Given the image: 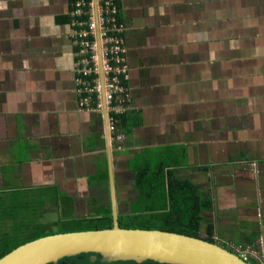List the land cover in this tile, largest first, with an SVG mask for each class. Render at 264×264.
Returning a JSON list of instances; mask_svg holds the SVG:
<instances>
[{"label":"crops","instance_id":"0c3cea01","mask_svg":"<svg viewBox=\"0 0 264 264\" xmlns=\"http://www.w3.org/2000/svg\"><path fill=\"white\" fill-rule=\"evenodd\" d=\"M72 0H0V205L111 210L103 112L79 106ZM130 105L110 135L119 216L145 167L198 187L200 237L264 264V0H117ZM142 179V180H141ZM39 200V201H40Z\"/></svg>","mask_w":264,"mask_h":264},{"label":"water","instance_id":"95a60500","mask_svg":"<svg viewBox=\"0 0 264 264\" xmlns=\"http://www.w3.org/2000/svg\"><path fill=\"white\" fill-rule=\"evenodd\" d=\"M98 55L113 228L43 237L13 250L0 259V264H58L63 259L83 254L100 255L102 263L144 264L152 261L160 264H252L231 249L201 237L155 229L127 230L120 227L99 38ZM91 261L95 262L96 257H91Z\"/></svg>","mask_w":264,"mask_h":264},{"label":"trees","instance_id":"16d2710c","mask_svg":"<svg viewBox=\"0 0 264 264\" xmlns=\"http://www.w3.org/2000/svg\"><path fill=\"white\" fill-rule=\"evenodd\" d=\"M122 117L120 121H122ZM167 168L165 162L156 166L147 165L145 167V177L139 183L140 188H143L145 191V203H147L144 204L145 210L141 213L121 216L119 218L120 227L127 230L155 229L191 237H200V228L203 221L202 210L206 207V204L199 198L198 187L186 180L177 179L174 177V172L167 170ZM10 203L12 204V202ZM11 204L7 203L5 205L2 203L0 205V221L9 219L10 226L12 227V233L10 235L0 238V259L26 243L56 235V233L48 231L43 225L37 223L35 215L38 212L34 209H31V212H33L31 215L27 214L28 209H26V203H20L14 207ZM10 209H13V211L7 213L6 211ZM22 209L26 210L18 216L16 210L18 212ZM55 225L65 228L59 234L99 231L113 228L111 210L107 212L102 211L95 218L73 219L69 217L62 223H54ZM203 239L214 242L211 227L207 231V236ZM93 256L96 257L95 262L91 261V257ZM58 264L138 263H102L100 255L83 254L75 258L63 259ZM144 264L160 263L148 261Z\"/></svg>","mask_w":264,"mask_h":264},{"label":"built area","instance_id":"2783aa9c","mask_svg":"<svg viewBox=\"0 0 264 264\" xmlns=\"http://www.w3.org/2000/svg\"><path fill=\"white\" fill-rule=\"evenodd\" d=\"M119 11L117 0H72L69 15L79 106L82 110L103 112L99 38L108 127L111 140L120 148L124 139L119 128L120 119L129 109L131 97L125 85L128 79L127 47ZM231 250L251 263L252 252L242 247Z\"/></svg>","mask_w":264,"mask_h":264},{"label":"rangeland","instance_id":"374dc122","mask_svg":"<svg viewBox=\"0 0 264 264\" xmlns=\"http://www.w3.org/2000/svg\"><path fill=\"white\" fill-rule=\"evenodd\" d=\"M39 200L40 199H36V197L30 198V196H28V197L24 196V197H17V199L11 201L12 204L11 203H8V204L13 205V207H14L17 204L26 203V206H27L26 209H28L27 214L31 215V213H33V212H31V209L32 210L34 209L36 212H38V214L35 215L37 223H39L40 225H43L48 231H52L56 234H59L61 231H64V229H65L64 227L56 226V225H55L56 226L55 227L54 223H62L63 221H66L67 217H66L65 213L60 214L59 210H56L54 208H52V209L51 208L50 209H47V208L41 209L42 208L41 200L40 201ZM26 209H22L23 211L19 210L18 212L16 210V213L19 216V214H21V212H24V210H26ZM12 211H13V209H10L6 212L10 213ZM32 219H30V220H32ZM11 233H12V227L10 226L9 219H6L4 221H0V238L4 237V236H8ZM251 263H252V261H251Z\"/></svg>","mask_w":264,"mask_h":264}]
</instances>
